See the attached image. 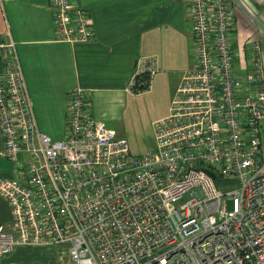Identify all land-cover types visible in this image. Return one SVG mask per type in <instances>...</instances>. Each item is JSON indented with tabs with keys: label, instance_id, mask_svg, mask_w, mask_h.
<instances>
[{
	"label": "built area",
	"instance_id": "obj_1",
	"mask_svg": "<svg viewBox=\"0 0 264 264\" xmlns=\"http://www.w3.org/2000/svg\"><path fill=\"white\" fill-rule=\"evenodd\" d=\"M49 2L58 39L94 37L87 9ZM185 2L193 64L141 153L91 113L81 86L67 92L61 137L41 131L14 40L0 36L1 153L13 161L0 175L11 214L0 255L67 241L61 264H264L262 46L235 45L229 0ZM146 62L137 72L151 78Z\"/></svg>",
	"mask_w": 264,
	"mask_h": 264
},
{
	"label": "crops",
	"instance_id": "obj_2",
	"mask_svg": "<svg viewBox=\"0 0 264 264\" xmlns=\"http://www.w3.org/2000/svg\"><path fill=\"white\" fill-rule=\"evenodd\" d=\"M49 1L0 0V36L14 40L41 131L61 137L67 92L74 85L89 90L90 111L104 122L109 116L125 117L114 104L126 109L143 95H161L164 104L157 118L168 113L182 72L193 64L185 0H75L89 11L95 30L91 40L76 43L56 37ZM229 6L235 45L242 53L249 40H259L264 67V0H229ZM142 59L153 63L155 71L146 89L134 91L129 82ZM242 61L239 56L237 64ZM157 118L147 125L151 143L132 140V151L154 148L151 125ZM1 148L0 135V175L10 174Z\"/></svg>",
	"mask_w": 264,
	"mask_h": 264
},
{
	"label": "rangeland",
	"instance_id": "obj_3",
	"mask_svg": "<svg viewBox=\"0 0 264 264\" xmlns=\"http://www.w3.org/2000/svg\"><path fill=\"white\" fill-rule=\"evenodd\" d=\"M264 30V28H263ZM164 104L161 95L150 97L143 95L138 103L129 105L124 109V105L114 104L113 108L117 112H125V117H111L106 121L108 127L122 132L124 137L130 141L135 140L139 144H150L147 125L153 118H157ZM114 110V111H115ZM153 131V123L151 125ZM262 150L264 154V135H262ZM149 151V150H148ZM10 167L13 161L4 158ZM4 175V174H1ZM6 175V174H5ZM10 206L6 199L0 194V222L7 224L10 221ZM68 242L60 241L50 244L24 243L15 245L9 252L0 255V264H61L66 259L68 252Z\"/></svg>",
	"mask_w": 264,
	"mask_h": 264
},
{
	"label": "trees",
	"instance_id": "obj_4",
	"mask_svg": "<svg viewBox=\"0 0 264 264\" xmlns=\"http://www.w3.org/2000/svg\"><path fill=\"white\" fill-rule=\"evenodd\" d=\"M135 81L132 85L134 91H142L149 85L150 76L147 71H140L134 75Z\"/></svg>",
	"mask_w": 264,
	"mask_h": 264
},
{
	"label": "water",
	"instance_id": "obj_5",
	"mask_svg": "<svg viewBox=\"0 0 264 264\" xmlns=\"http://www.w3.org/2000/svg\"><path fill=\"white\" fill-rule=\"evenodd\" d=\"M206 171H207L212 177H215V176H216L215 173H214L212 170L206 168Z\"/></svg>",
	"mask_w": 264,
	"mask_h": 264
}]
</instances>
